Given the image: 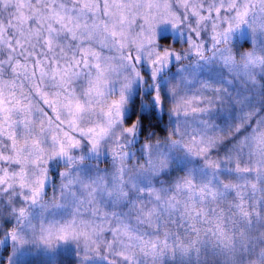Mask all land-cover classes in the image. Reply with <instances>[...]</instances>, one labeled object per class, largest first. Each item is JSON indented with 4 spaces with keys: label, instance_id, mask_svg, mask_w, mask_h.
<instances>
[{
    "label": "snow or ice",
    "instance_id": "snow-or-ice-1",
    "mask_svg": "<svg viewBox=\"0 0 264 264\" xmlns=\"http://www.w3.org/2000/svg\"><path fill=\"white\" fill-rule=\"evenodd\" d=\"M0 248L264 264V0H0Z\"/></svg>",
    "mask_w": 264,
    "mask_h": 264
},
{
    "label": "trees",
    "instance_id": "trees-1",
    "mask_svg": "<svg viewBox=\"0 0 264 264\" xmlns=\"http://www.w3.org/2000/svg\"><path fill=\"white\" fill-rule=\"evenodd\" d=\"M136 113L139 114V103H137V107L135 109ZM142 117H145L144 118V125H145V128L148 129H152V130H155L157 132L158 135L160 136H163L164 134H166L163 129H164V126H163V120L165 118H161L158 114L156 113H146V114H141ZM0 253H3V249H1V252Z\"/></svg>",
    "mask_w": 264,
    "mask_h": 264
},
{
    "label": "rangeland",
    "instance_id": "rangeland-1",
    "mask_svg": "<svg viewBox=\"0 0 264 264\" xmlns=\"http://www.w3.org/2000/svg\"><path fill=\"white\" fill-rule=\"evenodd\" d=\"M137 103H139V101H137ZM160 116V115H159ZM161 117V116H160ZM162 119L163 118H165L164 120H163V126L165 127V125L167 124V121H168V116H167V109L165 110V114H164V116L163 117H161ZM165 135V134H164ZM105 165H101V167H104ZM1 249L2 248H0V252H1Z\"/></svg>",
    "mask_w": 264,
    "mask_h": 264
}]
</instances>
